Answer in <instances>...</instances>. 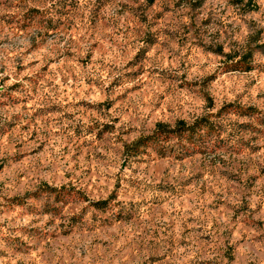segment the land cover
Returning <instances> with one entry per match:
<instances>
[{"label": "rangeland", "instance_id": "374dc122", "mask_svg": "<svg viewBox=\"0 0 264 264\" xmlns=\"http://www.w3.org/2000/svg\"><path fill=\"white\" fill-rule=\"evenodd\" d=\"M237 3L0 0V264H264V41L232 40ZM203 117L189 152L125 154ZM109 185L116 213L72 199Z\"/></svg>", "mask_w": 264, "mask_h": 264}, {"label": "clouds", "instance_id": "9594fccd", "mask_svg": "<svg viewBox=\"0 0 264 264\" xmlns=\"http://www.w3.org/2000/svg\"><path fill=\"white\" fill-rule=\"evenodd\" d=\"M228 15L231 16L232 21L235 22L237 26L241 28V31L237 33L236 36L232 37V40H242L243 36L246 34L245 29H247L248 32L257 33L259 32L258 41H264V31H261L264 29V0H253L251 4H249V0H243V3H237L234 7H232ZM255 24V27H252V25ZM220 39L223 40V34L221 33ZM213 37L206 38V43L213 42ZM237 48V45H233L231 48H228L226 46L225 51L226 52H235ZM202 93L210 94V89L204 86H201L200 89H198ZM105 115H108L107 112L104 113ZM126 131V129L122 128L121 132ZM150 134L151 130H147ZM140 135H145V131H140ZM165 132L164 130H160L155 133V136L152 137V139H155L157 137L164 138ZM152 139L146 140L145 142H151ZM143 145H140L142 147ZM115 163H119V161H116ZM111 175V174H110ZM123 177L124 173L120 174L121 184H123ZM110 185L106 188H99V186L92 188L89 190L88 188H84L79 192V194L71 193L72 199L74 201H81L83 199L87 200V204L85 205V209L90 210L92 207H100V206H108L110 208V214L116 213L120 211V197H121V189L116 188L112 190L111 198L108 199L106 202H104L105 195L109 192ZM126 191V190H125ZM96 194H99L100 201H96L94 199V196ZM119 206V207H118Z\"/></svg>", "mask_w": 264, "mask_h": 264}, {"label": "trees", "instance_id": "16d2710c", "mask_svg": "<svg viewBox=\"0 0 264 264\" xmlns=\"http://www.w3.org/2000/svg\"><path fill=\"white\" fill-rule=\"evenodd\" d=\"M250 69L251 68L248 66L245 71H249ZM245 112H247V110ZM245 112L242 115H247ZM211 128H214V126L206 117L197 119L192 124H186V122L181 121L173 128L160 123L157 124L153 134L141 137L127 145L125 147V154L128 158H133L146 154L148 150H152L161 157H169L173 153H179L180 155V153L189 152L188 148H185L186 145L182 144V141H185L187 144L191 145V147H196V145L202 141L204 137L203 133H206ZM160 130H164V138L161 139L157 137L152 139V137L155 136V133ZM149 139H152L150 143L145 142ZM140 145L143 146L140 147ZM106 207V205L100 206L97 209L105 210Z\"/></svg>", "mask_w": 264, "mask_h": 264}]
</instances>
